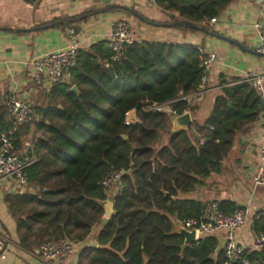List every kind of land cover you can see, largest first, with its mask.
<instances>
[{
    "label": "trees",
    "instance_id": "obj_1",
    "mask_svg": "<svg viewBox=\"0 0 264 264\" xmlns=\"http://www.w3.org/2000/svg\"><path fill=\"white\" fill-rule=\"evenodd\" d=\"M234 1L155 3L176 13L179 26L197 25L208 31L206 24ZM100 50L101 61L107 60L105 45ZM201 56L196 48L136 42L106 69L92 53L77 51L70 82L55 85L49 106L37 110L41 118L34 130L39 138L32 146L36 162L26 170L30 186L37 190L6 198L22 248L63 239L83 244L97 227L98 247L85 245L77 264H223L215 237L202 235L184 247L173 222L203 216L200 203L182 197L221 173L237 133L259 118L258 95L248 83L227 86L201 124L193 122L187 132L176 134H170L169 114L146 112L154 103L198 90ZM73 86L78 94L71 92ZM172 109L182 115L196 107L180 101ZM131 111L136 121L126 126ZM6 114V109L0 110V134L10 127L4 121ZM28 126L17 129L15 141ZM163 131L169 135L168 143L158 147ZM111 171L126 174L114 198V215L103 224L100 203L107 191L99 183ZM220 207L224 212L235 208L230 202ZM254 226L257 234L264 235V215ZM248 259L264 263V254L252 253Z\"/></svg>",
    "mask_w": 264,
    "mask_h": 264
},
{
    "label": "crops",
    "instance_id": "obj_2",
    "mask_svg": "<svg viewBox=\"0 0 264 264\" xmlns=\"http://www.w3.org/2000/svg\"><path fill=\"white\" fill-rule=\"evenodd\" d=\"M117 21L130 25L137 43L174 44L196 48L202 55H215L202 96L189 105L190 108L196 107L193 113L189 112L191 128L193 122L201 124L210 115L214 100L222 94L223 88L239 84L248 73L264 70V56L255 53L259 32L264 34V0L232 2L214 23L209 21L206 24L208 32L214 36L176 25L178 15L164 11L155 0H36L32 3L0 0V110L6 109L5 102L15 94L28 101L36 115L35 121L27 124L28 131L15 141L18 151L26 145L32 147L39 138L34 130V123L41 118L37 110L49 106V94L53 88L34 83L32 61L76 44L78 52L92 53L102 64L100 49L108 41L112 25ZM208 96L210 100H207ZM209 105L210 108L205 109ZM4 121L10 122L8 114ZM262 122L260 105L258 120L237 133L230 153L222 161L221 173L212 175L202 188L182 197L202 206L210 201L230 202L235 208L247 210L248 218L237 233L239 245L246 250H250L253 244L252 216L259 211L264 213V186L253 183L263 144ZM192 133L199 137L194 129ZM168 139L169 135L158 147L165 146ZM36 190L29 184L27 191L22 192L13 181L0 179V236L6 240V257L0 260V264H41L38 260L40 246L27 250L19 245L16 219L6 203L8 196ZM109 192L115 196L118 194L114 189L107 194ZM181 222H173V230L178 235L185 231ZM98 229H93L85 243L75 244L73 254L64 261L48 264H77L78 254L85 245L98 247L95 241ZM213 237L221 250L224 232Z\"/></svg>",
    "mask_w": 264,
    "mask_h": 264
},
{
    "label": "built area",
    "instance_id": "obj_3",
    "mask_svg": "<svg viewBox=\"0 0 264 264\" xmlns=\"http://www.w3.org/2000/svg\"><path fill=\"white\" fill-rule=\"evenodd\" d=\"M210 22L214 23L215 18L210 20ZM134 43L136 41L130 25L125 21L115 22L112 25L109 39L105 44V49L110 56L107 60H104L103 66L109 69L112 64L118 63L123 56L124 48ZM77 51V45L73 44L64 50L50 52L35 58L31 63L34 83L38 86L45 85L51 88L58 84H68L71 80L72 70L75 67ZM255 53L264 56V34L261 32H259V44L255 48ZM215 59L214 54L201 56L199 68L202 72V78L196 92L186 96L180 95L179 99L166 103H154L147 107L146 112L178 116L172 109L173 105L180 101H185L187 105H191L193 101L202 96L208 72ZM240 83H248L258 95L262 105L263 122L260 133L263 144L259 154L258 172L253 178V183L256 186H264V70L258 73L246 74ZM5 108L9 117L10 127L0 134V179L11 180L19 190L26 192L29 188L26 170L36 162V157L30 145H26L19 151L15 148V134L20 126L33 123L36 115L32 105L15 94L8 97L5 102ZM135 121L134 112H128L125 118V125L130 126ZM124 174H126L125 171H111L100 180L99 184L107 192L114 189L119 194L122 190V176ZM263 215L264 213L259 211L252 216L253 244L250 250L243 248L237 241V233L244 227L248 218L247 210L244 208L237 207L231 212H224L219 202L210 201L203 206V216L201 218L186 219L181 224L186 232H194V242H197L202 235L213 236L218 232H224L221 247L224 258L223 264H264L261 261L248 259L252 253L264 254V235L257 234L254 226V222ZM74 248L75 244L66 239L59 242L45 243L39 247L38 260L41 264L62 262L73 254ZM5 251L6 240L0 236V260L5 259Z\"/></svg>",
    "mask_w": 264,
    "mask_h": 264
},
{
    "label": "water",
    "instance_id": "obj_4",
    "mask_svg": "<svg viewBox=\"0 0 264 264\" xmlns=\"http://www.w3.org/2000/svg\"><path fill=\"white\" fill-rule=\"evenodd\" d=\"M170 18H173V15H171ZM178 25H181V24L178 23ZM190 28L192 30L202 32L204 34L214 36L212 33H209L208 31L204 30L203 28H201L197 25H191ZM70 90H71V92L78 94L76 87L73 86V87H71ZM231 106H232V104L229 103V107H231ZM169 122L171 124L170 133L176 134V133L187 132L191 126L192 121H191V117H190L189 112H185L182 115L171 116L169 118ZM123 139L125 140L126 137H123ZM114 198H115V194L113 192H109L107 194L106 200L100 203V205L104 211V219L102 221L103 224H105L107 222V220L114 215V211H113ZM181 236L184 238V247H186L189 244L194 242V237H195L194 232L188 233V232L184 231ZM89 245L91 246L92 243H89Z\"/></svg>",
    "mask_w": 264,
    "mask_h": 264
},
{
    "label": "rangeland",
    "instance_id": "obj_5",
    "mask_svg": "<svg viewBox=\"0 0 264 264\" xmlns=\"http://www.w3.org/2000/svg\"><path fill=\"white\" fill-rule=\"evenodd\" d=\"M210 96H208V99L207 100H210ZM210 108V105H209V107H207V108H205V109H209ZM168 137V133L166 132V131H163V132H161V138H162V140H161V143L160 144H162L163 143V141H164V139L165 138H167ZM160 146V145H159Z\"/></svg>",
    "mask_w": 264,
    "mask_h": 264
}]
</instances>
